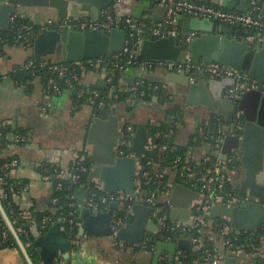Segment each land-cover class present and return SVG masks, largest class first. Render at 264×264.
Returning a JSON list of instances; mask_svg holds the SVG:
<instances>
[{
  "label": "water",
  "instance_id": "95a60500",
  "mask_svg": "<svg viewBox=\"0 0 264 264\" xmlns=\"http://www.w3.org/2000/svg\"><path fill=\"white\" fill-rule=\"evenodd\" d=\"M193 1L228 11L248 13L253 0ZM260 2L261 14L264 17V0ZM28 8L51 9L56 12L57 20L76 21L85 18L99 20L104 12L118 18L136 19L149 14L154 24L164 22L162 15L167 11L166 6L155 7L151 2L137 0H0V31H7L11 17ZM151 10L157 13L152 15ZM180 20L184 31H195L201 35L187 44L186 37L168 36L155 39L145 33L135 51V57L149 61L180 62L186 47L195 64L219 63L238 69L241 74L264 85V40H259V37L264 39V33H259L258 36L255 30H246L241 22L228 25L186 16H182ZM165 26L168 27L166 23ZM251 36H257L254 42L249 40ZM130 39L126 31L118 28L107 33L101 29L79 32L68 27L62 30L45 27L35 38L34 57L37 61L57 58L60 59L59 63L65 65L100 58L112 60L114 56L123 53ZM142 77L167 85L168 91L175 98L168 102L167 108L162 109L147 106V102L140 100L141 97L136 94L132 95L134 104L126 103V115H130L127 116L128 122L134 129L133 144L129 150L134 157L118 156L116 144L123 137V133L120 131L121 117L115 111H112L107 119L94 112L87 135V144L92 147L88 155L91 169L85 173L88 186L91 187L93 181L99 179L104 183V192H125L135 202L131 210L132 218L116 233L114 221L119 205L113 203L105 212L93 210L88 206V191L85 188L75 189L74 199L80 207L81 237L111 238L123 243L125 247L116 250L118 264H159L161 257H166L168 262L173 263L180 252L188 256L198 253L187 239L173 243L160 240L155 252L146 253L139 250L145 238L160 233V230L150 220L152 209L143 203L135 191L137 163L145 159L154 164H161V145L158 144L153 150L147 149L149 127L153 122L156 128H160L173 115L177 120L181 119L179 107H183L182 112L198 109L202 113V110H205L211 131L215 130L221 120L226 133L221 151L222 158L237 160L236 168L243 171V179L237 192L235 191L238 202L230 209L213 207L210 218L220 223L224 216H227L230 218L231 227L238 232L261 230L264 226V91L246 88L235 96L229 95L227 91L235 85V80H215L193 72H168L163 76L147 77L142 74ZM164 86H161L160 93L164 92ZM158 101L157 96L154 102ZM168 111H171V115ZM176 129L180 131L178 138L181 140L190 133V130L180 129V126H176ZM146 171V168L143 169V173ZM196 190H191L183 184H175L169 198L172 209L169 210L167 220L192 224L190 205L193 200L199 198ZM0 214L27 264H35L1 199ZM63 226V223L58 221L46 233H42L37 227L33 228V247L39 250L40 264H55L59 257H62L66 264L71 263L70 240ZM263 257L264 248L259 252L250 253L245 259L244 255L236 257L228 252L224 264H240L242 259L244 264H255Z\"/></svg>",
  "mask_w": 264,
  "mask_h": 264
},
{
  "label": "built area",
  "instance_id": "2783aa9c",
  "mask_svg": "<svg viewBox=\"0 0 264 264\" xmlns=\"http://www.w3.org/2000/svg\"><path fill=\"white\" fill-rule=\"evenodd\" d=\"M139 2H151L155 7L166 6L167 11L165 13V21L163 23L154 24L150 17L144 19H136L133 17L118 18L107 13H102L99 20H92L85 18L83 20H48L44 28H50L53 30H62L68 27L70 30L86 32L101 29L107 33L112 32V30L118 28L126 31L128 36L131 38L128 41L123 53L114 56L113 62L114 67L117 72L123 74L128 71L130 67H137L143 73H148L156 69H163L168 72H187L194 74H203L215 80H226L233 79L236 81L235 85L230 88L227 93L229 95H236L237 92L248 88L249 90H263L264 85L241 74L238 69H234L219 63H212L209 65L195 64L192 60L191 54L185 47L184 55L180 62H165V61H149V60H136L134 57L135 52L128 48L129 43L136 37L148 34L150 38L161 39L168 36L180 37L182 22L180 18L182 16L190 17L192 19H209L216 22L226 23L228 25L235 24L236 22H241L246 30H255L260 36L264 33V18L261 14V4L259 0L252 1V8L248 13H239L235 11H228L221 8H217L212 5H207L199 3L193 0H137ZM27 16L25 12L14 15L11 17L10 27L7 31L11 32V38L13 37V42L15 45H23L26 48L34 49V42L36 38L35 29L33 25L26 22ZM165 23L168 27L165 26ZM260 33V34H259ZM201 33L190 31L185 34L186 43H190L193 39L199 37ZM4 36L0 35V42L3 40ZM257 36L249 37L251 42H254ZM260 41L264 39L259 37ZM8 41V40H7ZM130 53V59L124 65V55ZM104 60L93 59V60H83L70 65H65L61 63H52L47 60L37 61L36 59L29 58L25 64H23L17 71L28 72L34 78L40 77L41 72H52L59 73L63 76L65 72L71 73V80L67 81L69 88H73V83L80 80V73L89 71L92 69L101 68ZM143 79L138 82V86L143 84ZM137 86V87H138ZM151 86V85H150ZM152 91L156 93L159 88L158 86H151ZM71 90V89H69ZM62 88L58 85L54 78L48 80L46 84V98L49 99L54 96H60L63 94ZM135 95V90L130 93ZM146 92L143 91L140 94L141 98L146 97ZM75 97L78 102L91 106L94 110H101L105 107V101L101 99V94L99 90H89L87 88H81L75 93ZM128 103L134 104L132 98H128ZM47 107L41 108V115L47 114ZM175 117L172 116L167 126L163 130L156 128L154 124L149 127L150 138L147 143V149H155L159 143L163 142L165 144L173 141L175 135ZM122 128L120 131L123 133V137L118 140L116 144V150L118 156L122 158L134 157L130 153V148L132 147V139L134 137V129L132 124L128 120L121 119ZM9 127H13L11 121L3 122L0 125V146L3 144L4 140H8L12 144H24L27 139L21 134L15 132H10L4 136L1 130H6ZM222 121H218L216 128L214 130V144L212 148L216 155V159L213 160L212 156H207L203 162H198L197 164H192L187 158L182 166L181 172L179 171V166L182 165V159L178 158L175 160L172 170L177 171L178 180L177 182H165L168 173V169L160 170L159 172L151 173L149 168H152L153 162L148 160L146 165L143 161L137 163V179H136V193L142 199L143 203L152 209L150 214V220H152L160 230L163 236L164 242L173 243L180 239L190 240L193 247L198 250V253L202 254L201 262H196L195 264H224L227 258L226 254H221L218 249L212 250L206 245L204 240L211 241V237L207 236L206 232L211 229L208 216L213 207L222 206L223 208L230 209L235 206L238 202V195L230 187V179L228 178V172L230 169L236 168L238 161L230 158L224 160L222 158V146L226 137L225 129ZM207 130L201 128L198 131L200 137L207 138ZM162 151L168 150L167 145H161ZM89 154H77L74 158L73 164L69 171H64L60 166L54 164L43 165V177L46 181L53 182L56 185V191H67L69 194L66 196L67 202L65 204V210L62 211L58 219H54L52 216L45 215L43 217H37L29 211H21L18 214V218L25 221L30 228L26 230L22 227L16 229L19 236H23L27 243L25 246L29 249L33 247L34 239L31 237L30 232L33 228L37 227L42 233H46L48 229L53 226L56 222L61 221L63 223V229L67 232L70 240V254L76 255L80 251L81 247L79 243L83 240L80 235L81 221L77 217V205L74 203V190L78 188H85L89 193L88 206L99 212H105L108 210L109 206L113 203L119 205V211L125 206V204L132 200L125 192L118 191L116 193H106L104 192V183L95 179L91 187L83 181L82 175L89 170L86 166ZM3 158L2 155L0 159ZM163 162V159H161ZM211 163L210 167L203 168V164ZM19 159H12L10 161L0 164V199L1 201L8 200V193L6 192V186L8 184L7 179L13 178L19 167ZM147 169L143 173V169ZM183 184L185 187L196 190L199 198L193 200L190 205V220L192 222L189 225L186 221H170L167 220L169 210L171 205L169 204V198L172 194L175 184ZM149 189V190H147ZM24 191V187L20 192H14L13 196L21 194ZM75 200V199H74ZM248 201V199H247ZM53 205L57 206L60 203V199L55 197L53 199ZM258 202V201H256ZM134 205V204H133ZM128 206L129 217L126 219L118 217V212L116 213V220L114 221V230L116 233L122 227H124L127 222L132 218V207ZM168 208L167 212L164 210ZM15 226L16 221L12 222ZM217 224L221 225L220 235L224 239V246L227 251L232 255L239 257L244 255V259L250 254L245 253L240 248L234 246V242L238 240L237 236L241 233L233 229L230 225V218L224 216L223 220ZM264 225V224H263ZM209 227V229H208ZM215 228V226H213ZM209 233V232H208ZM202 235V237L198 235ZM10 236L9 230H4L2 233V239L7 241ZM173 236L175 239L173 240ZM230 236H235V239H230ZM154 235L145 238L142 241L139 250L146 253L155 252L156 247L151 248L150 244L154 242ZM206 238V239H205ZM116 248L125 247L123 243L115 241ZM135 250V248L133 247ZM262 249V248H261ZM260 248H253L251 253L259 252ZM7 250V249H4ZM2 250V251H4ZM1 252V251H0ZM182 253V252H181ZM179 254V253H178ZM183 255H185L183 253ZM181 256L179 260L185 259L186 257ZM188 256V255H187ZM244 259H242L240 264H244ZM55 264H66L62 257L56 259Z\"/></svg>",
  "mask_w": 264,
  "mask_h": 264
},
{
  "label": "crops",
  "instance_id": "0c3cea01",
  "mask_svg": "<svg viewBox=\"0 0 264 264\" xmlns=\"http://www.w3.org/2000/svg\"><path fill=\"white\" fill-rule=\"evenodd\" d=\"M260 4L262 7L261 2ZM23 12L35 26H45L48 20H57L56 12L51 9L28 8L24 9ZM150 12L152 15L157 13L155 10ZM150 16L145 14L141 19ZM162 18L164 20L165 14L162 15ZM159 23H163V21H159ZM32 56H34V49L26 48L23 45L6 44L0 53V125L3 122L11 121L14 128L26 133L27 141L22 145L11 144L3 152L2 157H17L19 159L20 164L13 179L24 187V191L15 197V201L20 210L29 211L38 216L50 213L57 214L58 212L57 207L52 202L57 194L56 185L44 179L43 165L54 164L68 172L77 154L91 153L92 147L87 144V135L95 110L89 105L78 102L75 94L69 89L65 90L60 96L47 99L45 80L42 77L34 78L25 84L18 85L14 81L12 74L16 68L21 67ZM50 60L59 63L60 59L54 58ZM114 73L120 78L121 93L130 94L138 86V82L144 78L142 74L145 77L149 75L163 76L168 72L163 69H156L143 73L134 66L128 68V71L123 74H120L115 69L111 71L95 69L82 73V84L89 90H114L115 87L112 85L113 77L116 75ZM149 82L151 86H158L159 90L161 86H164L150 80ZM167 88V85H165L164 92L160 93L159 90L157 91L160 94L158 103L153 101L147 102L146 105L158 109L167 108L168 102L175 98ZM116 98L117 101L113 105L112 111L118 113L121 119L126 118L128 120L130 116L129 114L126 115L128 99L123 101L122 94H116ZM42 107H47L48 109L47 114L44 116L41 115ZM179 109L181 119L177 120L175 117L173 142L176 147L189 148L187 156L192 164L203 162L209 156L207 142L196 145L192 143L198 138L206 141L204 137L198 135V131L201 128L208 129L206 133L208 135L214 134V131L210 130L208 114L205 110H202L201 113L198 109H188L186 112H182L183 107H179ZM169 115H171V111ZM168 122L162 127L167 126ZM176 126H180V129L190 130V133L181 140L178 138L180 131L176 129ZM161 165L162 160L161 164L153 163L152 168L155 172H159ZM176 172L172 170L168 173L169 181L172 183L178 180ZM228 178L230 179V187L234 192H237L243 179V171L240 168L230 169ZM164 210L167 212L168 208ZM208 222L211 227L206 232L207 236L211 237L209 240L218 247L221 254L227 255L228 251L224 246V239L213 227L216 221L208 216ZM88 239L89 241L91 240V247L88 253L86 254L83 251L82 255H79L80 252L72 255L70 264H109L105 259L108 258L107 254L109 252L108 238L89 237ZM111 240L112 245L117 249L115 240ZM182 255L183 253L180 252L173 263L168 262L166 257H161L159 264H183V261L179 260ZM194 255L183 256L188 259H195ZM166 256H168V253ZM103 258L104 261H101ZM0 264H27V262L20 249H7L0 252ZM112 264H118L116 255L115 262H112Z\"/></svg>",
  "mask_w": 264,
  "mask_h": 264
},
{
  "label": "trees",
  "instance_id": "16d2710c",
  "mask_svg": "<svg viewBox=\"0 0 264 264\" xmlns=\"http://www.w3.org/2000/svg\"><path fill=\"white\" fill-rule=\"evenodd\" d=\"M26 22H28L29 24L33 25L32 22H30L28 19L26 20ZM33 28L35 29V33L36 35H38L40 33V31L44 28V26H35L33 25ZM181 37H185L186 32L183 29V24L181 26ZM0 35L4 36L3 40L0 42V53L3 50V47L8 44V45H15V43L13 42V37L11 38V32L10 31H0ZM8 40V41H7ZM143 40V35L141 36H136L128 45V48L135 52L138 48V44L139 42ZM130 53L125 54L124 55V65L125 63L130 59ZM135 57V56H134ZM32 59L35 60V57L32 56ZM136 60H145L144 58H135ZM104 63L102 64L101 68H99L100 70L102 69H107L108 71H111L113 69H115L114 67V60H107V59H103ZM49 62H52L51 60H47ZM54 63V62H52ZM20 67L16 68L19 69ZM94 70V69H92ZM116 74V73H114ZM113 74V75H114ZM40 77L44 78L45 80V85L47 84L48 80L51 78H54L58 85L62 88L63 91L71 89V91L75 94L79 89L81 88H85L84 84H82V73H80V80L78 82L73 83V88H69L67 85V81L71 80V73L69 72H65V74H63V76H60L59 73H52V72H41ZM111 75V74H110ZM14 81L20 85V84H25L28 81H31L34 79L33 76H31L28 72L25 71H17L14 72L12 74ZM143 79V84L139 85L138 87L135 88V94L137 96L140 97V94L145 91L146 92V98H140V100H145L146 102H153L154 98L159 96L160 94L158 92L154 93L152 91V87L150 86V82L144 78ZM113 86L115 87L114 90H110V89H105V90H99L100 94H101V99L105 101V107L101 110H96L95 112H98V115L104 119H107L109 117V115L112 112V107L113 105L116 103L117 98H116V94L121 95L122 94V100L126 101L128 98H132V95L129 93H121L120 91V78L117 76V74L113 77V82H112ZM154 85V84H153ZM157 95V96H156ZM82 104H84V102H82ZM161 130L164 129V126L160 128ZM4 134V136H6L8 133L10 132H15L17 134H21L23 136H26V133L20 129H16L14 127H9L6 130H1ZM207 136V140L203 141L202 139H196V141H194L192 144L196 145V144H202V143H206L209 146V155L212 156V159L215 160L216 159V155L214 153V150L212 148V145L214 144V140L215 137L214 135H206ZM12 143H9L8 140H4L3 144L0 146V156L3 154V152L11 145ZM19 145V144H18ZM159 145H167L168 146V150L163 152L162 155V165H161V170L163 169H168L169 171L172 169L175 160H177L178 158L182 159V165L179 166V171L181 172L182 170V166L185 162H187V153L189 148H179L176 147V145L174 144L173 141L165 144L163 142H159ZM12 159H17V157H3L0 159V164L10 161ZM189 160V159H188ZM148 162V160H144L143 164L146 165V163ZM190 163H192L189 160ZM188 163V162H187ZM211 163L209 164H203L201 167V170L203 168L206 167H210ZM86 166L88 169H91V164L89 161L86 162ZM151 173H154V169L153 168H149ZM83 181L85 183H87V177L83 174ZM8 184L6 186V192L8 193V200L7 201H3V205L4 208L6 209L8 216L10 217L11 221L14 222L16 221L15 224V228L18 229L19 227H22L26 230L30 231L29 225L25 222L22 221L20 218H18V214L22 211L20 210L19 206L17 205L16 201H15V197L13 196V191L14 192H20L23 188V186L19 185V183H17L13 178H8L7 179ZM169 181V178L166 177L165 182L167 183ZM149 190V189H147ZM69 194V192L67 191H61L58 192L56 194V197H58L60 199V203L56 206L57 207V214H48L49 216H52L54 219H58L59 214L65 210V204L67 202L66 196ZM74 203H76L77 205V217L80 220V207L77 204V201L74 200ZM135 202L133 200H129L125 206L118 212V217L126 219L127 217H129V210H128V206L133 205ZM44 215H38L37 217H43ZM131 220V218H130ZM129 220V221H130ZM81 221V220H80ZM215 228L214 230L217 233H220L221 230V225L220 224H215L214 225ZM9 230V228L7 227L3 217L0 214V251L4 250V249H18L19 250V246L15 240V238L12 236L10 230V236L8 238L7 241H4L2 239V233L4 230ZM31 237L33 238L32 232H30ZM200 237H202V235H198ZM22 241L24 242V244L27 243V240L23 237L20 236ZM230 239H235V236H230ZM238 240L234 242V246L236 248H240L242 251H244L245 253H251V251L253 250V248H264V226L262 227L261 230L256 231V232H248V231H241V233L237 236ZM34 239V238H33ZM154 242L150 244V247H156L157 242L160 240H163V236L161 233L155 234L154 237ZM175 239V237L173 236V240ZM206 239V238H205ZM206 242V245L209 246L210 248H212V250H216L218 249V247L213 243H209V241L206 239L204 240ZM216 248V249H215ZM30 252V255L32 256V259L34 261L35 264H40V257H39V251L38 249H35L34 247L29 248L28 249ZM195 259H184L183 260V264H195V262H201V257L202 254L201 253H197L194 255ZM255 264H264V257L262 259H259L258 261L255 262Z\"/></svg>",
  "mask_w": 264,
  "mask_h": 264
},
{
  "label": "rangeland",
  "instance_id": "374dc122",
  "mask_svg": "<svg viewBox=\"0 0 264 264\" xmlns=\"http://www.w3.org/2000/svg\"><path fill=\"white\" fill-rule=\"evenodd\" d=\"M89 237H83V240L79 243V246L81 247V249H80V253H79V255H82L81 253L84 251V253H88V251H89V248L91 247V240L89 241V239H88ZM107 242H108V244H109V252H108V254H107V257L108 258H105L106 259V261H107V263H109V264H112V262L114 263L115 262V253H116V250L117 249H115V247L112 245V240H111V238H108L107 239ZM100 257V256H99ZM101 261H104V258L103 259H101Z\"/></svg>",
  "mask_w": 264,
  "mask_h": 264
},
{
  "label": "flooded vegetation",
  "instance_id": "af4514ba",
  "mask_svg": "<svg viewBox=\"0 0 264 264\" xmlns=\"http://www.w3.org/2000/svg\"><path fill=\"white\" fill-rule=\"evenodd\" d=\"M263 249V248H262Z\"/></svg>",
  "mask_w": 264,
  "mask_h": 264
}]
</instances>
